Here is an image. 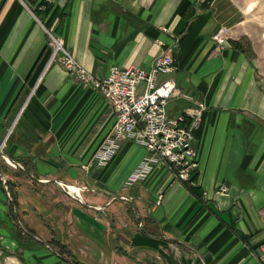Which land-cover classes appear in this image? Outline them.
<instances>
[{
    "label": "crops",
    "instance_id": "obj_1",
    "mask_svg": "<svg viewBox=\"0 0 264 264\" xmlns=\"http://www.w3.org/2000/svg\"><path fill=\"white\" fill-rule=\"evenodd\" d=\"M243 16L236 0H0V145L36 177L0 155L13 198L0 181V264H261L264 50ZM47 30L97 78L173 52L177 70L160 75L176 81L169 114L206 104L195 129L197 193L162 163L125 186L147 154L130 140L92 165L115 114L51 60ZM41 179L89 189L81 202Z\"/></svg>",
    "mask_w": 264,
    "mask_h": 264
},
{
    "label": "built area",
    "instance_id": "obj_2",
    "mask_svg": "<svg viewBox=\"0 0 264 264\" xmlns=\"http://www.w3.org/2000/svg\"><path fill=\"white\" fill-rule=\"evenodd\" d=\"M47 32L51 60L58 62L81 82L92 84L108 100L115 114V121L97 148L92 165H107L122 142L130 140L143 146L147 154L129 174L125 186L130 187L142 180L156 164L161 163L173 172L175 179L194 184L193 176L198 171L195 129L200 124L206 104L203 100H195L187 111L175 116L169 114V100L177 93L176 81L171 77L160 80V75L177 70L173 52L169 50L157 54L148 68L114 65L105 78H97L78 62L60 37L49 30ZM227 34V28L224 27L214 38L221 42ZM79 186L78 191L62 187L73 198L79 199L77 192L82 194L89 189ZM226 190L227 186L222 185L220 191ZM162 199L163 196L159 195L157 204ZM259 254L261 264H264V242Z\"/></svg>",
    "mask_w": 264,
    "mask_h": 264
},
{
    "label": "rangeland",
    "instance_id": "obj_3",
    "mask_svg": "<svg viewBox=\"0 0 264 264\" xmlns=\"http://www.w3.org/2000/svg\"><path fill=\"white\" fill-rule=\"evenodd\" d=\"M236 1L244 12L243 17L247 24L246 29L252 35V41H254V43L257 44L260 52L263 51L264 50V0H236ZM249 27H251L252 30H250ZM246 29H243V32L246 31Z\"/></svg>",
    "mask_w": 264,
    "mask_h": 264
},
{
    "label": "water",
    "instance_id": "obj_4",
    "mask_svg": "<svg viewBox=\"0 0 264 264\" xmlns=\"http://www.w3.org/2000/svg\"><path fill=\"white\" fill-rule=\"evenodd\" d=\"M2 145L3 144H1L0 145V155L2 156V157H4L6 160H9L13 165H15L16 167H19V168H21L22 170H25V172L27 173V174H29L30 176H32L33 178H36L33 174H31L29 171H27L26 169H25V167L19 162V161H17V160H15V159H13V158H11L10 156H8L3 150H2ZM0 178L3 180V186H4V188H5V191H6V193H7V196H8V199L9 200H11V201H13V198H12V196H11V194H10V192H9V178H8V175L7 174H5L4 172H1L0 171ZM42 181H47V182H56V183H58V184H60L61 186H66V187H68V188H70L71 190H76V191H78L79 189H80V186L79 185H76V184H73V183H69V182H64V181H61V180H57V179H41ZM77 188H78V190H77ZM77 195H78V200H80L81 202H84L83 201V196H82V194L80 193V192H77ZM87 205V204H86ZM91 207V206H90ZM93 209H97V207H92ZM15 211H16V213H17V206L15 205ZM17 220H18V223L20 224V226H21V228L25 231V232H27L29 235H31L32 237H34L35 239H37V240H40V241H42V242H44V244H46L51 250H53V251H55L56 252V250H55V248L53 247V245L49 242V241H47V240H43L42 238H40L39 236H37V235H35L34 233H32V232H30L23 224H22V222H21V220H20V218H19V215H17ZM60 255V254H59ZM61 256V255H60ZM64 259H66L67 261H69V262H71V263H73V264H76L73 260H71V259H68V258H65V257H63Z\"/></svg>",
    "mask_w": 264,
    "mask_h": 264
},
{
    "label": "trees",
    "instance_id": "obj_5",
    "mask_svg": "<svg viewBox=\"0 0 264 264\" xmlns=\"http://www.w3.org/2000/svg\"><path fill=\"white\" fill-rule=\"evenodd\" d=\"M12 158V157H11ZM14 159V158H13ZM3 162H5V163H8L7 161H3ZM3 164H0V171H2V172H6L7 171V169L3 166ZM196 177V174L193 176V178H195ZM0 181L1 182H3V180L0 178ZM189 187L191 188V190L193 191V192H195V193H197L198 192V189H199V187L196 185V184H189ZM199 196H200V193H199ZM14 212V211H13ZM13 214V213H12ZM14 215V214H13ZM61 256H64V253H62V251L59 253Z\"/></svg>",
    "mask_w": 264,
    "mask_h": 264
}]
</instances>
